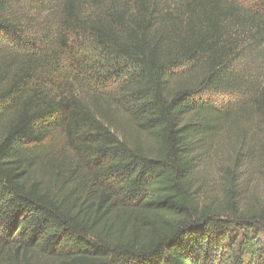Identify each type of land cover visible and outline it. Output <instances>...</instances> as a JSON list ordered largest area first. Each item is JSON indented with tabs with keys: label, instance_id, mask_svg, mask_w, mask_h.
<instances>
[{
	"label": "trees",
	"instance_id": "16d2710c",
	"mask_svg": "<svg viewBox=\"0 0 264 264\" xmlns=\"http://www.w3.org/2000/svg\"><path fill=\"white\" fill-rule=\"evenodd\" d=\"M261 67L264 0H0V264H264Z\"/></svg>",
	"mask_w": 264,
	"mask_h": 264
},
{
	"label": "rangeland",
	"instance_id": "374dc122",
	"mask_svg": "<svg viewBox=\"0 0 264 264\" xmlns=\"http://www.w3.org/2000/svg\"><path fill=\"white\" fill-rule=\"evenodd\" d=\"M259 76L261 77V83L264 85V67L259 70ZM203 98H209L214 104L219 105L233 100L228 96L218 97L215 95H205ZM227 148H214L204 156L203 166L199 169L201 178L204 176L205 182H208L212 187V191H216L219 188L220 172L226 165V156L228 154ZM249 190L256 194L260 199L264 200V181L256 179L252 176L250 181H247Z\"/></svg>",
	"mask_w": 264,
	"mask_h": 264
}]
</instances>
